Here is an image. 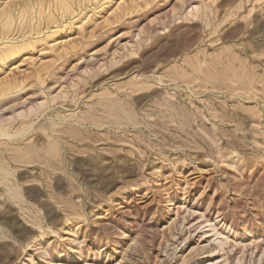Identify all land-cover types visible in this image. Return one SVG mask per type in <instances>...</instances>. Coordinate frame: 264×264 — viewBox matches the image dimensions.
<instances>
[{"label":"rangeland","instance_id":"rangeland-1","mask_svg":"<svg viewBox=\"0 0 264 264\" xmlns=\"http://www.w3.org/2000/svg\"><path fill=\"white\" fill-rule=\"evenodd\" d=\"M0 13V264H264V0Z\"/></svg>","mask_w":264,"mask_h":264},{"label":"bare ground","instance_id":"bare-ground-1","mask_svg":"<svg viewBox=\"0 0 264 264\" xmlns=\"http://www.w3.org/2000/svg\"><path fill=\"white\" fill-rule=\"evenodd\" d=\"M8 5H9V4H8ZM5 10H6V9H4V11H5ZM1 11H2V10H1ZM2 13H3V11H2ZM6 13H8L7 10H6ZM9 13H10V12H9ZM0 15H1V13H0ZM12 15H13V14H12ZM3 16H4V13H3V15H2L1 18H3ZM5 16H6V15H5ZM5 16H4V17H5ZM7 21H8V20H7ZM0 22H1V21H0ZM5 23H6V22H5ZM1 26H2V25H1ZM4 43H5V42H4ZM4 45H5V44H4ZM6 46H7V45H6ZM6 46H5V47H6ZM0 49H1V48H0ZM3 50H4V49H3ZM15 50H16V48H15ZM8 51H10V50H7V52H6V51H3V53H1V54L6 55V53H8V54L10 55V52H8ZM16 51H17V50H16ZM15 53H16V52H15ZM9 55H8V56H9ZM0 56H1V55H0ZM6 57H7V56H6ZM6 57H5V58H6ZM0 58H2V57H0ZM3 58H4V57H3ZM5 58H4V59H5ZM0 61H1V59H0ZM6 135H7V134H6ZM13 135H14V134H13ZM7 136H8V135H7ZM11 136H12V135H11ZM8 137H9V136H8Z\"/></svg>","mask_w":264,"mask_h":264}]
</instances>
